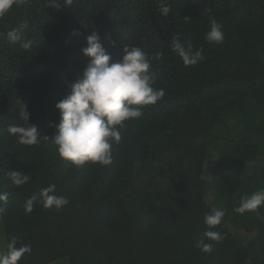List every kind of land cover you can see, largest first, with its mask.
Segmentation results:
<instances>
[{"label": "trees", "instance_id": "obj_1", "mask_svg": "<svg viewBox=\"0 0 264 264\" xmlns=\"http://www.w3.org/2000/svg\"><path fill=\"white\" fill-rule=\"evenodd\" d=\"M212 18L223 43L206 39ZM93 32L110 63L124 46L143 48L165 95L135 106L143 114L124 122L111 164L75 166L51 139L55 105L82 78ZM177 34L185 48L203 49L194 66L173 51ZM24 106L37 145L8 131L27 126ZM11 172L30 179L16 185ZM53 184L69 203L48 209L37 199L28 211V199ZM261 189L264 0H15L0 16V252L12 238L30 245L18 264H264V205L234 210ZM214 207L225 216L209 229ZM206 230L223 239L204 238Z\"/></svg>", "mask_w": 264, "mask_h": 264}, {"label": "clouds", "instance_id": "obj_2", "mask_svg": "<svg viewBox=\"0 0 264 264\" xmlns=\"http://www.w3.org/2000/svg\"><path fill=\"white\" fill-rule=\"evenodd\" d=\"M15 0H0V16L13 6ZM160 11L167 15L170 7L163 3ZM72 35H78L73 32ZM13 42L20 39L16 31L9 33ZM209 42L223 43L224 33L215 18L211 20L210 31L206 34ZM173 51L182 59L185 66H194L204 57L203 49L193 51L192 46L185 48L180 43L179 35L173 36ZM87 46L82 53L89 58L82 78L72 83L69 94L56 103L59 112V123L55 125L56 133L51 138L57 146L59 156L74 164L83 166L86 162L109 165L112 163V144L118 143L122 136L120 129L124 122L139 118L143 113L141 105H153L164 95V90L154 88L156 74L151 72L148 54L139 46H124L122 58L111 62V55L107 53L100 41L98 33L93 32L86 38ZM22 116L26 125H11L9 133L16 136L24 145H37L40 142V130L29 123V114L24 106ZM45 139L49 136L45 134ZM13 182L21 185L30 177L21 172H11ZM7 195H0V200H6ZM39 199L45 208L55 207L57 210L69 203L65 196L56 195L55 185H49L40 190L39 195H32L27 203V210H32L33 203ZM264 205V189L245 195L241 198L239 213L257 211ZM3 211V209H0ZM225 210L213 208L204 217L209 229L221 224ZM203 237L219 242L223 239L220 232L206 230ZM204 252L213 251V245L205 243L204 239L196 242ZM31 252L30 245L16 247V240L12 238L7 251L0 252V264H18L21 258Z\"/></svg>", "mask_w": 264, "mask_h": 264}]
</instances>
